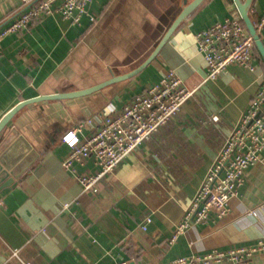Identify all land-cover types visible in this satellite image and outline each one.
<instances>
[{
  "label": "crops",
  "instance_id": "crops-1",
  "mask_svg": "<svg viewBox=\"0 0 264 264\" xmlns=\"http://www.w3.org/2000/svg\"><path fill=\"white\" fill-rule=\"evenodd\" d=\"M190 1L91 0L93 22L89 16L79 24L47 16L7 35L0 53V119L22 100L86 88L137 67ZM20 5L0 0V21L10 20ZM248 10L258 18L264 0H252ZM233 12L234 2L204 0L133 78L86 97L31 103L12 117L8 128L15 127L39 156L0 190V264H172L264 237L263 158L246 170L225 214L190 224L170 242L264 78L255 60L253 71L232 64L216 80L200 83L205 61L194 36ZM166 71L196 88L193 97L99 183L98 193L83 191L61 165L69 152L61 135L86 118L119 112ZM73 167L77 174L95 170L90 159ZM146 217L151 221L144 229ZM208 264H264V253Z\"/></svg>",
  "mask_w": 264,
  "mask_h": 264
},
{
  "label": "built area",
  "instance_id": "built-area-1",
  "mask_svg": "<svg viewBox=\"0 0 264 264\" xmlns=\"http://www.w3.org/2000/svg\"><path fill=\"white\" fill-rule=\"evenodd\" d=\"M91 0H20L19 10L10 20L0 21L1 42L9 34L26 30L34 21L47 16L58 15L72 24H79L89 14ZM249 16L257 35L264 45V12L254 18ZM198 51L205 61V75L200 83L216 80L226 68L237 64L250 71L255 69L254 40L238 12L229 14L222 22L195 34ZM196 88L189 89L174 74L166 71L161 78L147 86L143 92L133 96L122 109L98 120L92 117L77 122L61 135V141L68 147V154L61 160L62 167L73 172L83 191L96 194L98 185L118 164L133 153L138 146L170 121L191 99ZM264 158V78L250 98L245 110L224 138L213 164L202 184L185 211L182 222L170 238L190 224L204 223L211 215L225 214L229 200L243 183L246 170ZM90 159L93 172L77 174L75 162L84 164ZM146 217L142 228L150 223ZM264 253V237L254 243L231 249L228 252L212 250L193 260L180 258L172 264H197L220 261L229 258L242 262L254 254ZM115 264H129L119 261Z\"/></svg>",
  "mask_w": 264,
  "mask_h": 264
},
{
  "label": "water",
  "instance_id": "water-1",
  "mask_svg": "<svg viewBox=\"0 0 264 264\" xmlns=\"http://www.w3.org/2000/svg\"><path fill=\"white\" fill-rule=\"evenodd\" d=\"M203 1L204 0H191L186 5H184L178 15L166 29L152 52L141 64H139L132 70L120 75L112 76L106 80H103L86 88L57 92L52 94H44L27 100H22L13 108H11L0 119V190L12 184L13 181L20 177L39 156L37 152L32 150L30 144L25 140V138L15 127L8 128L9 122L11 121L12 117L21 108L28 104L40 101L66 100L86 97L92 95L93 93L101 92L102 89L109 85L133 78L146 66L152 63L169 36L177 29L179 24ZM233 2L247 31L253 37L256 49L258 50L262 60L264 61V45L257 35L248 13V9L252 0H233Z\"/></svg>",
  "mask_w": 264,
  "mask_h": 264
},
{
  "label": "trees",
  "instance_id": "trees-1",
  "mask_svg": "<svg viewBox=\"0 0 264 264\" xmlns=\"http://www.w3.org/2000/svg\"><path fill=\"white\" fill-rule=\"evenodd\" d=\"M231 3L233 2V0H229ZM235 13V12H233ZM242 24L244 25V23L242 22ZM245 26V25H244ZM254 52H255V57H256V60L258 62H260V64L264 67V61L262 60L258 50L256 49V47H254Z\"/></svg>",
  "mask_w": 264,
  "mask_h": 264
}]
</instances>
